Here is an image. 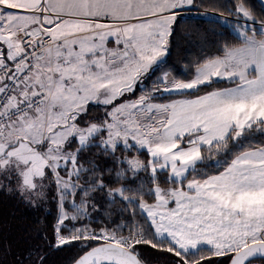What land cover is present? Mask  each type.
Segmentation results:
<instances>
[{
	"label": "snow or ice",
	"instance_id": "6c2138e0",
	"mask_svg": "<svg viewBox=\"0 0 264 264\" xmlns=\"http://www.w3.org/2000/svg\"><path fill=\"white\" fill-rule=\"evenodd\" d=\"M0 195V264L264 262V0H0Z\"/></svg>",
	"mask_w": 264,
	"mask_h": 264
},
{
	"label": "trees",
	"instance_id": "16d2710c",
	"mask_svg": "<svg viewBox=\"0 0 264 264\" xmlns=\"http://www.w3.org/2000/svg\"><path fill=\"white\" fill-rule=\"evenodd\" d=\"M183 42L184 41H181V43ZM180 63H183V61H180ZM13 212L15 213L18 222L23 225L35 223L36 217L40 215L37 211L27 208L24 205L16 206L14 201L0 195V220L4 218L12 219L11 214ZM13 222L15 223L16 221ZM71 254L72 252L69 249H61L53 252L49 257V264H67L68 257ZM255 262L264 264V262H261L260 260Z\"/></svg>",
	"mask_w": 264,
	"mask_h": 264
},
{
	"label": "rangeland",
	"instance_id": "374dc122",
	"mask_svg": "<svg viewBox=\"0 0 264 264\" xmlns=\"http://www.w3.org/2000/svg\"><path fill=\"white\" fill-rule=\"evenodd\" d=\"M254 264H262V263H260V262H255Z\"/></svg>",
	"mask_w": 264,
	"mask_h": 264
}]
</instances>
